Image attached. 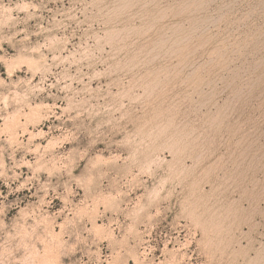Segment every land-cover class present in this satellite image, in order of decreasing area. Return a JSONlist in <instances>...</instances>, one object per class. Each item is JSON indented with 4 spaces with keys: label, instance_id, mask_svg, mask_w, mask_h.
I'll list each match as a JSON object with an SVG mask.
<instances>
[{
    "label": "rangeland",
    "instance_id": "374dc122",
    "mask_svg": "<svg viewBox=\"0 0 264 264\" xmlns=\"http://www.w3.org/2000/svg\"><path fill=\"white\" fill-rule=\"evenodd\" d=\"M0 264H264V0H0Z\"/></svg>",
    "mask_w": 264,
    "mask_h": 264
}]
</instances>
